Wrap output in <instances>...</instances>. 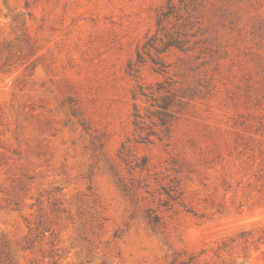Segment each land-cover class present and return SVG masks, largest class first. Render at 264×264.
I'll use <instances>...</instances> for the list:
<instances>
[{"label":"rangeland","instance_id":"1","mask_svg":"<svg viewBox=\"0 0 264 264\" xmlns=\"http://www.w3.org/2000/svg\"><path fill=\"white\" fill-rule=\"evenodd\" d=\"M0 264H264V0H0Z\"/></svg>","mask_w":264,"mask_h":264}]
</instances>
